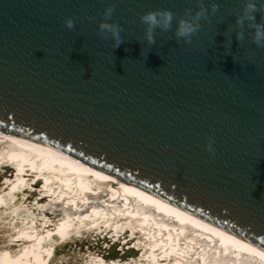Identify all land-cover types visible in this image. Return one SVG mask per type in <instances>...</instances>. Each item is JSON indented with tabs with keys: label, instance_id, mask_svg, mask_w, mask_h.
Masks as SVG:
<instances>
[{
	"label": "water",
	"instance_id": "water-1",
	"mask_svg": "<svg viewBox=\"0 0 264 264\" xmlns=\"http://www.w3.org/2000/svg\"><path fill=\"white\" fill-rule=\"evenodd\" d=\"M214 2L190 43L156 29L148 45L141 13L166 8L174 27L196 0H0V124L264 240V47L235 39L240 0ZM109 4L116 48L97 35Z\"/></svg>",
	"mask_w": 264,
	"mask_h": 264
},
{
	"label": "bare ground",
	"instance_id": "bare-ground-1",
	"mask_svg": "<svg viewBox=\"0 0 264 264\" xmlns=\"http://www.w3.org/2000/svg\"><path fill=\"white\" fill-rule=\"evenodd\" d=\"M0 124V264H264V240Z\"/></svg>",
	"mask_w": 264,
	"mask_h": 264
},
{
	"label": "clouds",
	"instance_id": "clouds-1",
	"mask_svg": "<svg viewBox=\"0 0 264 264\" xmlns=\"http://www.w3.org/2000/svg\"><path fill=\"white\" fill-rule=\"evenodd\" d=\"M218 10V4L214 0H209L205 7L204 0H196L195 9H184V14L175 20L173 27V13L164 9H151L141 13L138 17L143 24V39L148 45L155 43L154 31L159 29L162 32L172 30L173 36L177 40H183L185 43L191 42V37L200 29V21L207 22L209 16L215 14ZM113 7L109 4L105 6L102 12L103 19L97 22V35L109 38L112 41V47L116 48L122 42L121 27L111 20ZM264 15V0H240V10L236 13L234 24V37L240 42L245 35L248 36L251 43L256 47H264V21L257 22L255 13ZM67 29L74 26L73 19L67 17L63 20ZM247 29L248 31H244ZM205 150L210 153L214 151L212 142L205 145Z\"/></svg>",
	"mask_w": 264,
	"mask_h": 264
}]
</instances>
